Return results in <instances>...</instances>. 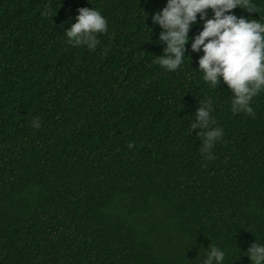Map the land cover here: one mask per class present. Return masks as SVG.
I'll list each match as a JSON object with an SVG mask.
<instances>
[{
	"label": "trees",
	"instance_id": "16d2710c",
	"mask_svg": "<svg viewBox=\"0 0 264 264\" xmlns=\"http://www.w3.org/2000/svg\"><path fill=\"white\" fill-rule=\"evenodd\" d=\"M253 2L258 13L230 11L264 18ZM164 4L0 0V264H200L210 243L223 264H251L245 249L264 243V91L254 115L231 111L190 40L177 70L154 63ZM79 7L107 21L95 50L63 33ZM205 98L223 131L210 160L189 127Z\"/></svg>",
	"mask_w": 264,
	"mask_h": 264
},
{
	"label": "clouds",
	"instance_id": "9594fccd",
	"mask_svg": "<svg viewBox=\"0 0 264 264\" xmlns=\"http://www.w3.org/2000/svg\"><path fill=\"white\" fill-rule=\"evenodd\" d=\"M236 7L257 12L253 0H165L164 6L151 14L152 24L160 29L157 41L164 44L154 63L166 71L177 70L185 57H190L185 48L190 40V50L202 52L195 67L202 80L213 88L221 81L226 83L233 94L231 111L254 115L250 101L264 91V18L238 17L230 11ZM76 11L75 22L63 33L69 43L95 50L99 43L97 34L107 31V21L92 7H79ZM197 23H202V27L190 38L189 30ZM211 111V100L205 98L193 114L199 124L189 123L190 130L199 127L198 136L203 130L200 151L209 160L213 158L211 147L223 135L221 128L210 127ZM39 126V117H33L32 127ZM245 250L251 264H264V243L253 240ZM203 257L200 264H223L225 252L210 243Z\"/></svg>",
	"mask_w": 264,
	"mask_h": 264
}]
</instances>
